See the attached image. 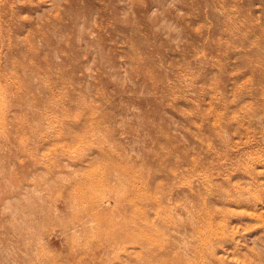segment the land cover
Listing matches in <instances>:
<instances>
[{"label": "rangeland", "instance_id": "1", "mask_svg": "<svg viewBox=\"0 0 264 264\" xmlns=\"http://www.w3.org/2000/svg\"><path fill=\"white\" fill-rule=\"evenodd\" d=\"M137 263L264 264V0H0V264Z\"/></svg>", "mask_w": 264, "mask_h": 264}, {"label": "bare ground", "instance_id": "2", "mask_svg": "<svg viewBox=\"0 0 264 264\" xmlns=\"http://www.w3.org/2000/svg\"><path fill=\"white\" fill-rule=\"evenodd\" d=\"M107 177H108V176H107ZM123 177H124V176H123ZM124 179H125V178H124ZM135 179H136V178H135ZM135 179H133V180H135ZM102 181H103V180H102ZM107 181L109 182V180H107ZM122 181H123V180H122ZM131 181H132V180H131ZM118 182H120V181H118ZM118 182H117V183H118ZM126 182L129 184L130 181H126ZM144 182H145V180H144ZM144 182H143V183H144ZM105 183H106V181H105ZM109 183H111V182H109ZM115 183H116V182H115ZM124 183H125V181H124ZM143 183H142V185H145V184H143ZM128 184H126V185H128ZM111 185H113V184L111 183ZM114 185H115V184H114ZM121 185H122V184H121ZM121 185H120V186H121ZM129 185H130V184H129ZM133 185H134V184H131V187H133ZM115 186H116V185H115ZM139 186H141V185L139 184ZM110 187H111V186H110ZM110 187H109V188H110ZM123 187H124V186H123ZM106 188H107V187H106ZM128 189H129V186H128ZM128 189H126V190L128 191ZM135 189H136V188H135ZM114 190H115V188H114ZM130 190H131V189H130ZM137 190H138V189H137ZM141 190L143 191V189H141ZM141 190H140V192H141ZM247 190H248V189H247ZM251 190H252V189H251ZM123 192H124V191H123ZM125 192H126V191H125ZM125 192H124V194H125ZM132 192H133V191H132ZM138 192H139V190H138ZM138 192H137L136 194H138ZM148 192H149V190H148ZM259 192H260V191H259ZM121 193H122V192H121ZM133 193H134V192H133ZM142 193H143V192H141V194H142ZM122 194H123V193H122ZM152 194H153V193H152ZM130 195L133 196L132 193H131ZM148 195H150V194L148 193ZM250 195H251V193H250ZM101 196H102V194H101ZM146 196H147V195H146ZM152 196H153V195H152ZM134 197H135V195H134ZM134 197H132V198H134ZM83 198H85V197H83ZM90 198H91V197H90ZM92 198H93V197H92ZM92 198H91V199H92ZM98 198H99V197H98ZM128 198H129V197H128ZM140 198H141V197H140ZM142 198H143V197H142ZM81 199H82V198H81ZM86 199H87V198H86ZM94 199H95V198H94ZM252 199H253V198H252ZM252 199H251V200H252ZM261 199H262V197H261ZM96 200H98V199H96ZM141 200H142V199H141ZM148 200H149V199H148ZM86 201H87V200H86ZM132 201H133V199H132ZM132 201H131V202H132ZM154 201H155V200H154ZM256 201H257V200H256ZM120 202H121V201H120ZM148 202H149V201H148ZM151 202H152V200H151ZM245 202H246V201H245ZM99 203H100V202H99ZM140 203H141V202H140ZM246 203H248V202H246ZM250 203H252V201H251ZM258 203H259V202H258ZM138 204H139V203H138ZM159 204H160V203H159ZM244 204H245V203H244ZM248 204H249V203H248ZM255 204H256V203H255ZM123 205H124V204H123ZM133 205H134V204H133ZM88 206H89V204H88ZM100 206H101V204H100ZM138 206H139V205H138ZM140 206H141V205H140ZM91 208H92V207H91ZM136 208H137V207H136ZM136 208H135V209H136ZM86 209H87V207H86ZM94 209H95V208H94ZM138 209H139V208H138ZM158 209H159V208H158ZM84 210H85V209H84ZM95 210H96V209H95ZM200 210H201V209H200ZM97 211H98V210H97ZM104 211H105V210H104ZM113 211H114V210H113ZM136 211H137V210H136ZM99 212H100V211H99ZM138 212H139V210H138ZM138 212H136V213H138ZM140 212H141V211H140ZM160 212H161V211H160ZM128 213H129V212H128ZM206 213H208V212L206 211ZM107 214H108V213H107ZM138 214H139V213H138ZM138 214H137V215H138ZM145 214H146V213H145ZM94 215H96V214H94ZM110 215H111V214H110ZM201 215H202V213H201ZM204 215H205V214H204ZM206 215H207V214H206ZM96 216H97V215H96ZM139 216H140V215H139ZM143 216H144V215H143ZM109 217H110V216H109ZM114 217H115V216H114ZM201 217H203V216H199V218H201ZM94 218H95V217H94ZM98 218H99V216H98ZM107 218H108V217H107ZM107 218H106V219H107ZM205 218H206V217H205ZM215 218H216V217H215ZM100 219H101V218H100ZM96 220H97V219H96ZM124 220H125V219H124ZM124 220H123V221H124ZM104 221H105V219H104ZM111 221H112V218H111ZM147 221H148V220H147ZM213 221H214V220H213ZM113 222H114V221H113ZM116 222H117V219H116ZM118 222H119V220H118ZM118 222H117V223H118ZM126 222H127V221H126ZM148 222H149V221H148ZM192 222H193V221H192ZM93 223H94V222H93ZM101 223H102V222H101ZM145 224H147V223L145 222ZM198 224H199V222H198ZM99 225H101V224L99 223ZM99 225H98V226H99ZM135 225H136V224H135ZM95 226H96V224H95ZM102 226H103V225H102ZM145 226H146V225H145ZM198 226H199V225H198ZM107 227H108V226H107ZM140 227H141V226H140ZM140 227H139V228H140ZM142 227H143V226H142ZM142 227H141V228H142ZM94 228H95V227H94ZM100 228H101V227H100ZM100 228H99V229H100ZM83 229H84V228H83ZM137 229H138V228H137ZM107 230H109V229H107ZM112 230H113V229H112ZM116 230H117V229H116ZM124 230H125V229H124ZM128 230H129V229H128ZM134 230H135V229H134ZM140 230H141V229H140ZM146 230H147V229H146ZM196 230H197V229H196ZM99 231H100V230H99ZM103 231H104V230H103ZM138 231H139V230H138ZM143 231H144V230H143ZM107 232H108V231H107ZM109 232H110V231H109ZM114 232H115V231H114ZM114 232H113V233H114ZM116 232H117V231H116ZM123 232H124V231H123ZM125 232H126V231H125ZM133 232H134V231H133ZM149 232H151V231H149ZM192 232H193V231H192ZM225 232H226V231H225ZM97 233H98V231H97ZM102 233H105V231L102 232ZM120 233H122V230L120 231ZM127 233H129V232H127ZM134 233H135V232H134ZM197 233H198V232H197ZM203 233H204V232H202V234H203ZM100 234H101V233H100ZM114 234H115V233H114ZM139 234H140V233H139ZM218 234H219V233H218ZM221 234H222V233H221ZM98 235H99V234H98ZM108 235H110V234H108ZM111 235H112V234H111ZM125 235H126V233H125ZM160 235H161V233H160ZM115 236H116V235H115ZM120 236H121V235H120ZM132 236H133V234H132ZM135 236H136V235H135ZM139 236H140V235H138V237H139ZM193 236H194V235H193ZM198 236H199V235H198ZM201 236H204V234L201 235ZM101 237H102V236H101ZM109 237H110V236H109ZM133 237H134V236H133ZM136 237H137V236H136ZM225 237H226V236H225ZM227 237H229V236H227ZM144 238H145V237H144ZM144 238H143V239H144ZM161 238H162V237H161ZM113 239H115V238H113ZM119 239H123V238L121 237V238H119ZM134 239H135V238H134ZM141 239H142V238H141ZM141 239H140V240H141ZM128 240H129V238H128ZM144 240H145V239H144ZM168 240H169V239H168ZM198 240H199V239H198ZM201 240H202V239H201ZM203 240H204V239H203ZM116 241H117V240H116ZM124 241H125V240H124ZM124 241L122 240L121 243H123ZM112 242H113V241H112ZM117 242H118V241H117ZM132 242H134V241H132ZM142 242H143V241H142ZM144 242H145V241H144ZM113 243H114V242H113ZM147 243H148V242H147ZM165 243H167V242H165ZM174 243H175V242H174ZM106 244H107V243H106ZM144 244H145V243H144ZM168 244H169V243H168ZM184 244H185V243H184ZM116 246H117V245H116ZM149 246H150V245H149ZM155 246H156V245H155ZM179 246H180V245H179ZM146 247H148V245H146ZM181 247H182V246H181ZM183 247H184V246H183ZM158 248H159V247H158ZM143 250H145V249H143ZM154 250H155V249H154ZM183 250H184V249H183ZM147 252H148V251H147ZM154 252H155V251H154ZM156 253H157V252H156ZM144 254H145V253H144ZM146 254H147V253H146ZM178 254H179V253H178ZM192 254H193V253H192ZM213 254H214V253H213ZM155 255H156V254H155ZM176 255H177V254H176ZM188 255H189V254H188ZM193 255H194V254H193ZM147 256H149V255H147ZM153 256H154V255H153ZM177 256H178V255H177ZM186 256H187V255H186ZM143 257H145V256H143ZM143 257H142V258H143ZM150 257H152V256H150ZM190 258H192V257H190ZM169 259H170V258H169ZM193 259H194V258H193ZM148 260H149V258H148ZM148 260H147V261H148ZM152 260H153V259H152ZM179 260H180V259H179ZM141 261L143 262L144 260H141ZM145 261H146V260H145ZM150 261H151V260H150ZM173 261H174V260H173ZM190 261H191V260H190ZM153 262H154V261H153ZM156 262H157V261H156ZM160 262H161V261H160ZM164 262H165V260H164ZM187 262H188V261H187ZM187 262H186V263H187ZM192 262H193V261H192ZM194 262H195V260H194ZM139 263H140V262H139ZM154 263H155V262H154ZM195 263H196V262H195ZM137 264H138V263H137ZM147 264H149V263H147ZM160 264H161V263H160ZM175 264H177V263H175ZM188 264H189V263H188Z\"/></svg>", "mask_w": 264, "mask_h": 264}]
</instances>
